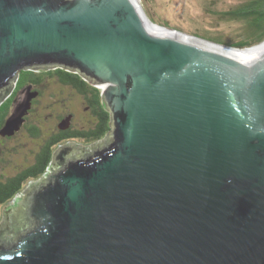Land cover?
I'll return each mask as SVG.
<instances>
[{"label":"water","instance_id":"obj_1","mask_svg":"<svg viewBox=\"0 0 264 264\" xmlns=\"http://www.w3.org/2000/svg\"><path fill=\"white\" fill-rule=\"evenodd\" d=\"M248 48L156 24L139 0H0V104L20 71L60 67L110 115L108 142L53 152L0 264H264V53Z\"/></svg>","mask_w":264,"mask_h":264},{"label":"rangeland","instance_id":"obj_2","mask_svg":"<svg viewBox=\"0 0 264 264\" xmlns=\"http://www.w3.org/2000/svg\"><path fill=\"white\" fill-rule=\"evenodd\" d=\"M246 1L248 0H139V3L148 18L156 24L205 39H211L222 44L241 39L244 36V25L242 21L227 19L221 16L219 12L232 9ZM68 91L62 90L60 92L58 89L49 86L45 89V96L39 103L46 106V103L50 100L46 98L47 94L50 92L55 93L56 96L54 95L51 100L55 98L67 100L69 102V110L71 108L75 110L74 121L78 125L85 121L87 117L79 109L81 103L79 97ZM48 112L60 113L61 109H57L54 106H46L42 110L38 108L33 114V119L41 118L39 124L42 132H45L50 125V120L44 118V115L48 114ZM39 139L32 138L25 131H21L15 137L0 142V181L6 178L4 176L12 175L16 170L27 165L29 162L26 161H31L33 152L38 148ZM109 140L110 138L107 136L95 143L76 144L72 157L81 156L92 151L95 147L103 145ZM52 167L51 171L55 169L54 166ZM38 182H28L24 186L23 193L17 198V202H11L0 207V220H2L0 224L13 222L15 227L12 225V230H15L17 223H19L21 198Z\"/></svg>","mask_w":264,"mask_h":264},{"label":"trees","instance_id":"obj_3","mask_svg":"<svg viewBox=\"0 0 264 264\" xmlns=\"http://www.w3.org/2000/svg\"><path fill=\"white\" fill-rule=\"evenodd\" d=\"M219 14L227 19L242 21L244 25V36L241 39L222 44L230 47L246 48L258 45L264 41V0H248L232 9L221 11ZM33 74L34 73L28 69L20 71L17 78L18 85L24 80L32 78L31 75ZM45 75H55L64 81L72 82L77 85L81 92L86 91L85 87H90L94 93V123L83 130L69 131L64 137L78 138L84 144H91L102 139L110 129V115L101 105L100 88L90 85L89 82L84 80L77 73L67 71L60 67L45 72ZM36 78L40 79L42 77ZM13 98L14 93H11L0 104V127L8 115ZM34 132L36 131H33V133ZM57 139L52 140V142L47 143L46 146L41 148L36 154L35 161L30 166L0 181V207L9 204L25 188L24 186L28 182L39 179L45 173L50 164L53 151L58 144Z\"/></svg>","mask_w":264,"mask_h":264},{"label":"flooded vegetation","instance_id":"obj_4","mask_svg":"<svg viewBox=\"0 0 264 264\" xmlns=\"http://www.w3.org/2000/svg\"><path fill=\"white\" fill-rule=\"evenodd\" d=\"M59 67L55 68H34V69H28L32 71L34 74L31 75L32 78L24 80L20 85H18L17 80L16 84L11 90V93H14V98L11 104V107L9 109L8 115L15 110L20 104H22L30 94L36 92V96L32 97L30 99L31 105L27 112V114L24 115V121L18 131L14 133L12 136L8 137H1L0 142H4L6 140H9L13 137H15L18 133L21 131H25L28 136L32 138H40L38 141V148L36 151L33 152L31 161L27 165L23 166L19 170H16L12 175L15 173H18L22 169H25L26 167L30 166L36 158L37 152L47 145V143L52 142V140H58V144L56 145V148L54 151L59 147H68L71 149H74L76 147V144H83L80 139L78 138H65L64 135L69 133V131L73 130H83L86 129L88 126L92 125L95 121V113H94V105H93V92L90 87H85L86 91L81 92L77 85L73 84L72 82L64 81L55 75H45V72L54 70ZM36 77L40 78L37 79ZM92 85V84H90ZM54 87L58 89L60 92L62 90H69L68 92L74 93L76 97H79L81 103L79 106V109L81 110L83 115H86V120L82 123H79L76 125L74 118H75V110L71 108L69 110V102L64 99H53L55 93L50 92L47 94L46 98H49L50 100L46 103V106H54L57 109H61V112H48V114L44 115L45 119L50 120V125L48 126L47 130L45 132H42L40 127V120L41 118L33 119V114L36 112V110L43 109L46 106L41 105L39 102L40 100L45 96V89L47 87ZM9 94V95H10ZM8 95V96H9ZM71 95V94H70ZM56 96V95H55ZM102 105V104H101ZM7 115V116H8ZM67 115H71L70 124L68 127L61 129L59 128V123L61 120H63ZM33 131H36L33 133ZM63 136V137H62ZM98 141V140H97ZM95 141V142H97ZM93 142V143H95ZM53 151V152H54ZM1 160V159H0ZM52 160V158H51ZM1 163V162H0ZM0 176H1V164H0ZM11 176V175H9ZM4 176V177H9ZM11 202H14L13 200ZM10 202V203H11ZM2 220H0L1 222ZM13 222H4L3 224H0V239H7L9 241V238L13 236L12 230ZM13 227H15L13 225Z\"/></svg>","mask_w":264,"mask_h":264},{"label":"bare ground","instance_id":"obj_5","mask_svg":"<svg viewBox=\"0 0 264 264\" xmlns=\"http://www.w3.org/2000/svg\"><path fill=\"white\" fill-rule=\"evenodd\" d=\"M148 24V23H147ZM149 28L152 30H159L160 27L157 26H153V25H149ZM243 53L247 54V55H259L264 53V42L258 45H254L253 47H250L248 49L242 50Z\"/></svg>","mask_w":264,"mask_h":264}]
</instances>
